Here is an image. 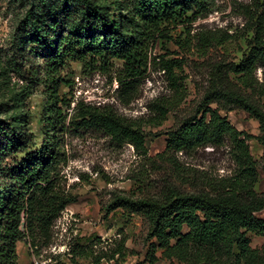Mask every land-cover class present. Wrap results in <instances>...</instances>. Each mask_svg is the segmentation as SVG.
Returning a JSON list of instances; mask_svg holds the SVG:
<instances>
[{
	"label": "trees",
	"instance_id": "obj_1",
	"mask_svg": "<svg viewBox=\"0 0 264 264\" xmlns=\"http://www.w3.org/2000/svg\"><path fill=\"white\" fill-rule=\"evenodd\" d=\"M64 1L56 12L44 15L45 21H39L34 11L29 13L23 33L15 39L16 53L31 45L44 59L50 79L70 63L80 64L85 73L105 76L117 84L116 98L124 106L135 99L140 80L153 65L164 72L174 93L171 100H156L148 108L154 114L153 125H162L183 100L175 74L181 66L164 56L151 58V50L157 41L171 40L169 34L177 27L191 24L207 1L111 0L107 5L96 0ZM245 13L252 34L247 53L238 64L213 67L197 116L167 132L164 151L157 155L177 167L178 154L227 146L233 173L210 180L209 191L183 193L170 188L158 199L116 196L106 209L107 213L122 209L145 219L147 238L153 241L148 252L151 263L161 251L163 258L179 264H264V248L262 253L253 251L249 241V235L264 238V220L255 216L264 210V194L256 192L258 170L247 146L251 137L208 107L218 102L245 111L258 123L257 141L264 152V80L259 82L256 76L258 70L264 73V0H251ZM228 38L204 34L199 42L207 48ZM30 69L36 79L37 71ZM231 77L243 93L234 90ZM22 96L11 95V108L5 112H11L9 120L0 122V264H17L18 243L46 240L54 220L72 203L58 184L60 168L68 160L69 138L92 131L147 155L142 118L130 120L109 106L83 102L71 109V101L58 98L54 89L43 105L42 141L37 145L34 132L28 130ZM8 157L11 164L3 166Z\"/></svg>",
	"mask_w": 264,
	"mask_h": 264
},
{
	"label": "rangeland",
	"instance_id": "obj_2",
	"mask_svg": "<svg viewBox=\"0 0 264 264\" xmlns=\"http://www.w3.org/2000/svg\"><path fill=\"white\" fill-rule=\"evenodd\" d=\"M206 1V9L196 14L191 24L177 27L169 34L171 40H159L151 50V58L164 56L179 62L181 67L175 74L184 96L181 103L169 111L162 125L154 126V114L149 113L148 108L156 100L160 103L171 100L174 94L164 72L150 65L140 80L135 99L127 106L117 100L115 82L110 83L107 77L96 72L85 73L78 63H70L50 79L44 59L34 54L31 45L16 53L15 39L23 33L30 12L39 14L42 22L47 12H56L66 2L0 0V122L9 120L11 112H5L11 108V95L23 94L28 130L34 132L35 141L40 144L43 105L54 89L58 98L71 101V109L77 102H83L95 107L109 106L130 120L142 118L141 131L147 150V155L141 156L132 147L115 145L92 131L69 138L68 160L60 168L58 184L72 203L54 220L46 240L39 237L34 243L27 240L17 244V264H32L33 258L46 264H179L163 258L161 251L155 253L156 261L151 263L148 252L153 241L147 238L145 219L122 209L110 213L106 209L116 196L132 200L158 199L170 188L183 193L209 191L210 180L228 177L235 169L227 146L178 154L177 167L157 158L164 151L166 133L197 116L213 67L238 64L247 53L252 34L245 11L251 0ZM96 2L107 5L111 0ZM204 34L228 35L229 38L221 45L204 48L199 42ZM15 62L17 67H14ZM115 66L121 64L115 62ZM31 67L33 72L37 71L36 79ZM256 76L259 82L264 80L261 70ZM232 83L235 91L243 93L233 78ZM50 86L53 89H49ZM208 107L226 117L238 132L251 137L247 146L258 170L256 192L264 194V152L257 141L260 135L257 121L245 111L222 103L214 102ZM11 160V157L4 158L2 165L9 166ZM255 216L264 220V210ZM249 241L251 250L262 253L264 238L249 235Z\"/></svg>",
	"mask_w": 264,
	"mask_h": 264
},
{
	"label": "built area",
	"instance_id": "obj_3",
	"mask_svg": "<svg viewBox=\"0 0 264 264\" xmlns=\"http://www.w3.org/2000/svg\"><path fill=\"white\" fill-rule=\"evenodd\" d=\"M32 264H46L44 261L42 260H38V258H33L32 260Z\"/></svg>",
	"mask_w": 264,
	"mask_h": 264
}]
</instances>
